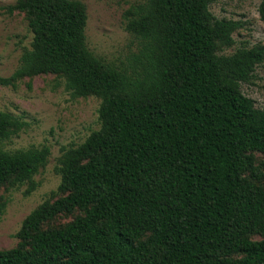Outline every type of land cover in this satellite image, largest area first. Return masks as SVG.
I'll use <instances>...</instances> for the list:
<instances>
[{
  "label": "trees",
  "instance_id": "16d2710c",
  "mask_svg": "<svg viewBox=\"0 0 264 264\" xmlns=\"http://www.w3.org/2000/svg\"><path fill=\"white\" fill-rule=\"evenodd\" d=\"M216 1L129 8L126 30L141 42L131 68L89 49L80 0L6 7L25 16L33 37L0 85L55 75L73 98L101 104L100 128L61 149L57 191L25 218L18 245L0 250V264H264V108L242 90L264 64V46L226 54L243 24L217 18ZM259 13L264 21V0ZM25 126L0 109V187L27 185L29 196L51 149H6ZM75 212L67 225L43 228Z\"/></svg>",
  "mask_w": 264,
  "mask_h": 264
},
{
  "label": "rangeland",
  "instance_id": "374dc122",
  "mask_svg": "<svg viewBox=\"0 0 264 264\" xmlns=\"http://www.w3.org/2000/svg\"><path fill=\"white\" fill-rule=\"evenodd\" d=\"M87 7L86 28L89 49L106 63L119 68L135 66L141 42L126 30L125 12L144 0H80ZM262 0H217L211 11L219 19L240 21L243 28L234 34L235 45L225 53L232 54L243 47L264 46V21L259 7ZM15 0H0V76L10 77L20 65L25 48H29L32 33L25 16L9 14L6 7ZM245 95L253 99L258 108H264V64L257 67L253 83L243 84ZM100 99L90 96L73 98L65 81L55 75L25 78L15 87L0 85V109L26 123L25 128L6 144L8 150L48 146L51 156L47 166L35 176L38 188L25 195L27 185L11 184L0 187V203L7 202L0 218V250L15 248L16 237L25 218L57 191L61 177L55 167L63 147L78 146L92 132L100 128ZM257 161L262 155L255 154ZM60 196L53 198L57 199ZM80 212L60 215L43 228H60L71 223Z\"/></svg>",
  "mask_w": 264,
  "mask_h": 264
}]
</instances>
